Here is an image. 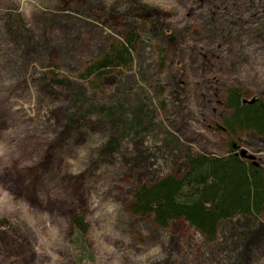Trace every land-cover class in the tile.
I'll return each instance as SVG.
<instances>
[{
	"label": "rangeland",
	"instance_id": "rangeland-1",
	"mask_svg": "<svg viewBox=\"0 0 264 264\" xmlns=\"http://www.w3.org/2000/svg\"><path fill=\"white\" fill-rule=\"evenodd\" d=\"M131 31V65L83 80ZM52 69L62 85L47 81ZM157 70L162 82L148 81ZM176 71L182 105L171 94ZM140 82L152 100L134 101L137 92L124 104L141 105L144 128L108 148L127 120L102 119L99 100ZM232 88L264 99V0H0V264H73L70 210L89 223L93 264H264V218L228 221L208 245L185 221L163 230L127 207L132 187L181 176L188 151L226 155L234 143L264 168V137L225 129ZM78 93L95 108L69 128Z\"/></svg>",
	"mask_w": 264,
	"mask_h": 264
},
{
	"label": "trees",
	"instance_id": "trees-1",
	"mask_svg": "<svg viewBox=\"0 0 264 264\" xmlns=\"http://www.w3.org/2000/svg\"><path fill=\"white\" fill-rule=\"evenodd\" d=\"M167 40L171 44L175 43L173 35H167ZM137 43V34L133 31L129 32L120 43L112 45L98 60L89 64L80 76L83 80L94 76L99 80L94 81L97 84L115 69L128 67L133 62ZM168 55L169 48L164 47L160 50V70L165 67ZM52 73L54 74L48 76L47 80L50 81V85L60 86L65 82L58 74V70L52 69ZM161 74L163 73L157 70L153 79L148 81L162 82ZM90 82L94 85V82ZM169 82L172 86L173 98L178 105H182L187 93L184 78L176 71L169 76ZM125 92L126 95H123L122 90L112 95H116L113 98L117 100V95L123 93L122 98L117 100L125 106L122 108L118 106L117 101L108 103L105 99L99 100L100 109H104L102 119L109 123H115L121 118L127 120L121 130H118L119 137L110 141L113 144L108 148L117 147L123 134L132 135V125L137 126V134L142 132L144 126L140 122L143 117L138 111L141 105L137 102L141 100L144 103L148 98L152 100L151 95L154 96V91L147 89V82H140L136 86L127 88ZM137 92L141 96L133 99L137 101L132 103L133 108L124 104L126 97ZM162 95H159V100L165 102ZM77 96L73 107L69 110L70 117L67 121L69 128L85 119L88 110L95 108L92 98L91 103L87 104L82 93H78ZM225 105L230 110V114L224 120L226 126L224 127L231 136H235L240 130H248L264 137V99L261 97L249 99L241 89L232 88L228 91ZM129 108L132 112L127 111ZM183 159L186 169L181 176L169 173L155 181L132 187L128 209L138 217L153 218V222L163 230H169L171 223L185 221L208 245L218 242L221 225L228 221L251 219L255 225L261 222L264 218V168L259 162L247 159L242 149L237 148L234 143L226 155L188 151L185 152ZM69 217L71 237L76 232L70 241V246L77 249V255L72 263L93 264L91 263L93 253L86 239L89 223L85 214L78 210H70Z\"/></svg>",
	"mask_w": 264,
	"mask_h": 264
}]
</instances>
